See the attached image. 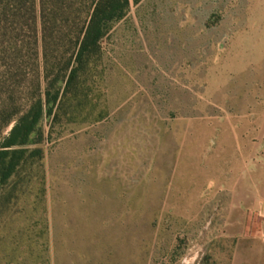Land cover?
<instances>
[{
	"label": "rangeland",
	"instance_id": "obj_1",
	"mask_svg": "<svg viewBox=\"0 0 264 264\" xmlns=\"http://www.w3.org/2000/svg\"><path fill=\"white\" fill-rule=\"evenodd\" d=\"M23 39L0 141L43 91ZM88 72L14 147L0 264H264V0H130Z\"/></svg>",
	"mask_w": 264,
	"mask_h": 264
},
{
	"label": "trees",
	"instance_id": "obj_2",
	"mask_svg": "<svg viewBox=\"0 0 264 264\" xmlns=\"http://www.w3.org/2000/svg\"><path fill=\"white\" fill-rule=\"evenodd\" d=\"M129 2L0 0V61L8 58V50L23 47L27 34L33 45H40L44 65L42 94L31 98L28 108L15 116L0 141V185L19 164L13 159L18 152L14 147L30 142L44 111L55 120L65 101H76L81 96L82 81L101 59V40L126 15ZM59 63L62 66L54 71Z\"/></svg>",
	"mask_w": 264,
	"mask_h": 264
}]
</instances>
